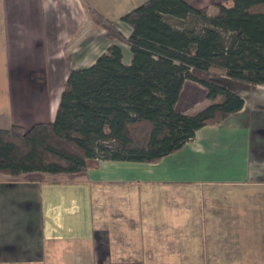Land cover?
<instances>
[{
  "label": "crops",
  "instance_id": "0c3cea01",
  "mask_svg": "<svg viewBox=\"0 0 264 264\" xmlns=\"http://www.w3.org/2000/svg\"><path fill=\"white\" fill-rule=\"evenodd\" d=\"M146 1L0 0V129L53 122L70 70L107 50L89 8L128 36L121 18ZM184 1L214 14L222 0ZM228 85L242 108L158 163L0 173V264H264V85ZM206 96L185 80L176 108Z\"/></svg>",
  "mask_w": 264,
  "mask_h": 264
},
{
  "label": "trees",
  "instance_id": "16d2710c",
  "mask_svg": "<svg viewBox=\"0 0 264 264\" xmlns=\"http://www.w3.org/2000/svg\"><path fill=\"white\" fill-rule=\"evenodd\" d=\"M89 10L111 44L89 67L70 70L53 122L0 129L1 174L158 163L242 108L228 82L264 85V0H222L214 14L184 0H147L121 18L128 36ZM118 41L130 48L129 64ZM185 80L202 85L210 101L194 114L176 108Z\"/></svg>",
  "mask_w": 264,
  "mask_h": 264
},
{
  "label": "rangeland",
  "instance_id": "374dc122",
  "mask_svg": "<svg viewBox=\"0 0 264 264\" xmlns=\"http://www.w3.org/2000/svg\"><path fill=\"white\" fill-rule=\"evenodd\" d=\"M128 45V44H127ZM128 48H129V46H128ZM129 50H130V48H129ZM130 61H131V59L127 62V63H124V64H129L130 63ZM220 72V71H219Z\"/></svg>",
  "mask_w": 264,
  "mask_h": 264
}]
</instances>
